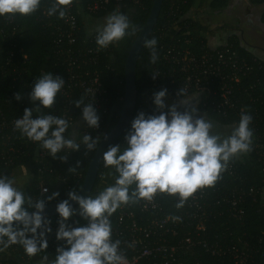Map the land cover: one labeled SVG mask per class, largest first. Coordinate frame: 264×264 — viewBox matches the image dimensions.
Segmentation results:
<instances>
[{
	"label": "clouds",
	"instance_id": "clouds-1",
	"mask_svg": "<svg viewBox=\"0 0 264 264\" xmlns=\"http://www.w3.org/2000/svg\"><path fill=\"white\" fill-rule=\"evenodd\" d=\"M42 0H0V17L6 14L30 15L40 8ZM73 0H51L47 15L63 19ZM95 43L98 48H107L123 40L134 28L129 18L118 11L104 17L96 29ZM150 49V62L157 61L155 37L143 42ZM158 72H153L155 79ZM65 80L52 72L43 73L34 82L28 93L29 101L41 108L51 109ZM168 90L161 88L152 93L151 113L138 111L129 122L121 143L110 144L102 152L105 168H111L114 182L95 196H80L75 191L67 192V199L55 205L58 216L54 233L63 243L55 249V258L50 264H122L120 240L112 239L110 217L123 204L141 199L151 201L157 193L176 195V207H182L197 189L211 187L220 178L233 158L251 151L253 131L249 127L252 116L241 113L230 134L214 132L218 127L206 119L197 107V93L185 88L175 92V102L166 103ZM23 93L16 91L12 99L20 101ZM92 101V100H91ZM83 97L73 102L80 109V118L89 128L99 127V115L93 103ZM182 109V110H181ZM14 127L23 136L38 143L41 150L53 159L66 161L70 151L81 144L88 151L97 149L98 140L83 134L80 143L66 137L70 121L41 113L33 117V108L25 107L22 116L14 121ZM61 153H65L61 155ZM69 166L75 172L79 166ZM27 176L29 170L21 166ZM42 192H48L46 187ZM59 196L52 192L43 199L27 195L13 178L0 174V252L11 245H19L28 257L46 252L47 235L52 233L51 220L44 214L46 203ZM75 201L74 208L69 201ZM32 209V211H29ZM79 215L81 220L69 219ZM48 256L41 258V264Z\"/></svg>",
	"mask_w": 264,
	"mask_h": 264
},
{
	"label": "trees",
	"instance_id": "trees-1",
	"mask_svg": "<svg viewBox=\"0 0 264 264\" xmlns=\"http://www.w3.org/2000/svg\"><path fill=\"white\" fill-rule=\"evenodd\" d=\"M194 1L162 0L157 20L147 37V39L156 38L158 58L155 64L151 63L150 49L144 47L143 44L136 63V104L132 118L138 111H144L145 113L153 111L154 106L151 102L153 92L161 88L168 90L167 95L173 96L175 92L176 82L171 84L167 80L168 77L164 78L160 75L157 79V84H154L155 79L152 78L153 72L163 73L168 69V66L161 58L163 51L171 46L180 48L189 47L195 52H199L201 48L211 50L213 47L207 45V36H213L219 29H226L204 21L202 11L206 10L208 13L221 12L229 6L230 0H210L209 4L201 12L192 15ZM247 1L252 5H262L260 21L264 24V0ZM152 3L153 0H143L141 6L135 7L130 19L134 31H130L120 42L109 45V57L106 59L109 69L105 70L102 75L104 78L103 86L111 97L110 102L107 104L109 108L107 112L98 113V128H89L85 125V128L79 130L76 139L77 143L81 142L83 134H89L99 142L103 135L116 122L121 110L122 100L117 99L115 92L123 96V68L125 59L133 39L150 12ZM76 6H73L74 11L77 10ZM113 12L111 9L110 13ZM120 13L126 15L125 10ZM5 16L0 17V108L7 116H18L22 115L25 107L33 108L36 105L29 101L28 93L31 91L33 82L40 76V71L42 69L49 70L50 62L46 58L51 54L52 50L51 34L45 25V17L39 15V9L30 15H11L9 16L10 21L5 20ZM102 16L103 14L100 13L91 17L97 21ZM78 18L80 21L82 20L79 13ZM80 35H84L82 30L80 31ZM218 47L230 48L241 56H245L248 61L252 58L260 60L250 50L242 46L240 40L234 34L228 37L223 44L217 45L215 48ZM6 51L12 53V61L10 62H7ZM21 54L26 55L24 63L21 62ZM251 65L252 68L248 75L242 78L237 88L245 111L253 118L249 125L253 131L251 151L230 160L215 184L211 187H205L208 195L211 197L221 195L226 191H234L237 194L241 193L242 200L240 206L242 208V215L239 219L229 216L228 211L222 215H217L207 222L205 231L201 232L200 235L202 234L201 237L210 242L222 239L228 242H237V239L241 238L254 248L253 258L255 261L258 264H264V170L259 160L258 148L255 147L258 141L264 144V61L260 60V67L256 63H253V61ZM16 91L23 93L20 101L12 99ZM200 108L210 119L221 126H233L239 120V115L233 112L228 115L211 112L206 109L207 107L202 102H200ZM43 110L51 112L53 108H43ZM125 131L110 144L121 143L123 148L125 146L123 144ZM93 153L94 151L86 150L84 145L81 144L78 150L70 151L67 154L66 161H61L59 157L55 159L45 157L42 163L52 166L54 168V175L48 172L42 173L44 180L47 181L50 187L48 194H45L43 197L50 195L54 191H58L59 196L49 201L53 202L67 198V192L70 190L76 192L82 183L87 165ZM63 154L61 153V155ZM77 161L80 163L75 172L68 171L69 166H75ZM21 165L29 167L31 176L28 185L23 191L35 199L38 195L36 177L40 160H30L29 157H24L20 161L15 162L13 166L4 169L0 174L12 177L13 169ZM111 171V168L104 167L101 160L97 178L88 195L95 196L110 185L108 181L114 182L112 175L109 174ZM78 173L81 175L77 176ZM56 174L66 179L65 185L57 184V180L55 179ZM66 185H69V188ZM154 197L158 201L160 212L163 215L168 214L178 218L179 223H181L177 225L178 232L185 233L186 231H190L192 233L193 224L187 223V225L184 220L191 212V209L185 203L182 207L177 208L175 206L178 200L176 195L157 193ZM73 207L77 208L78 206L75 205ZM214 209L216 207L212 206L211 210L213 211ZM113 216L114 213L110 218H113ZM51 218L53 216L49 217V219ZM72 218L83 222L78 214ZM24 254L21 246L11 245L0 252V264H38L33 261V257L30 258ZM41 254L47 255L50 259L49 262L56 255L54 250L37 255ZM194 262H198L199 264H229L227 259L210 255L199 245L190 247L188 252V264Z\"/></svg>",
	"mask_w": 264,
	"mask_h": 264
},
{
	"label": "built area",
	"instance_id": "built-area-1",
	"mask_svg": "<svg viewBox=\"0 0 264 264\" xmlns=\"http://www.w3.org/2000/svg\"><path fill=\"white\" fill-rule=\"evenodd\" d=\"M142 1L73 0V3L67 7L65 17L61 19L56 15L48 16L47 8L50 7L51 0H42L39 15L45 17V25L51 34L52 50L46 58L50 62L49 70L42 69L40 75L52 72L65 80L51 113L70 121L69 130L65 133L66 137L74 141L77 139L70 131L77 118H80V109L73 104L75 100L82 97L85 102L92 100L91 103L99 113L107 112L109 108L107 104L111 99L103 86L102 76L105 70L109 69L106 63L109 46L100 49L96 45V28L89 23L95 19L91 16L100 13L107 16L111 14V9L118 12L125 10L127 16L130 10L134 11L135 7L141 6ZM74 5H77L76 11ZM77 12L83 23L78 18ZM6 16L4 19L10 21L9 15ZM81 30L83 36L80 35ZM11 55L12 53L8 51L7 62L12 61ZM161 58L168 69L156 76L154 84H157L160 75L164 78L168 77L167 80L171 84L176 82L175 92L178 88H185L189 93H197L200 95V102L211 112L220 115L233 112L239 116L246 112L237 88L242 78L251 70L252 61L260 67V60L252 58L248 61L245 56L226 47L211 50L201 48L199 52H195L189 47L171 46L162 52ZM25 60L26 55L21 54V62L24 63ZM115 95L118 100H123V96L118 95V92H115ZM37 107L38 105L33 107L34 118L46 113L43 108L37 112ZM21 116H7L0 108V172L24 157L40 160L36 177L37 197L43 199V196L50 191V187L42 173L48 172L54 175V168L42 163L45 157L50 156L40 149L39 144L30 141L15 129L14 121ZM82 128H85L84 123ZM255 147L258 148L259 160L264 170V144L258 141ZM55 179L57 184H66V179L58 174ZM66 186L69 188V185ZM42 187H46L48 192H42ZM241 200V193L237 194L234 191H226L211 197L205 187L197 189L185 201L191 212L184 220L185 224H193L192 233L178 232L177 225L181 224L178 218L168 214L163 215L155 197L151 201L141 199L135 203L121 205L110 221L112 239H119L121 242L119 250L123 256L122 264H188V252L190 247L195 245H199L210 255L227 259L229 264H258L253 258L254 248L247 241L239 238L237 242H228L225 239L210 242L201 237L202 234L200 235L205 231L206 224L211 218L224 212L228 211L229 216L239 219L242 215ZM48 203L50 202L46 204ZM212 206L216 207L213 211ZM57 219V215L50 219V227L53 231L47 235L46 251H55L56 247L63 243L57 241L54 236ZM72 220L76 219L70 218L68 222L71 223Z\"/></svg>",
	"mask_w": 264,
	"mask_h": 264
},
{
	"label": "water",
	"instance_id": "water-1",
	"mask_svg": "<svg viewBox=\"0 0 264 264\" xmlns=\"http://www.w3.org/2000/svg\"><path fill=\"white\" fill-rule=\"evenodd\" d=\"M161 4H162V0H153L148 16L144 21L143 25L141 26V28L139 29L138 33L136 34L135 38L133 39L131 46L128 50L123 68L124 92H123L121 110L116 122L106 132V134L103 135V137L99 140L97 149L94 151L87 165L82 183L76 191V193L82 197L90 193L95 183V180L98 175L100 163L102 160L101 159L102 152L115 138H117L126 130V128L129 125V122L132 119L136 104L135 71H136L137 58L143 46V42L147 39L148 35L150 34L157 20V17L160 12ZM59 201L60 200L46 204L44 214L48 218L57 215L55 212V205ZM69 203L72 206L76 205L75 201L70 200Z\"/></svg>",
	"mask_w": 264,
	"mask_h": 264
},
{
	"label": "rangeland",
	"instance_id": "rangeland-1",
	"mask_svg": "<svg viewBox=\"0 0 264 264\" xmlns=\"http://www.w3.org/2000/svg\"><path fill=\"white\" fill-rule=\"evenodd\" d=\"M201 0H197V3ZM200 7H195L196 13L201 12L202 9H204V6L202 5V2L199 5ZM258 7L253 6L252 4L245 5L240 0H230V4L227 8L223 9L221 12L217 13H210L211 15L207 16L208 14H205V11L202 13L205 17H203V20L208 21L209 23L214 24V26H218L219 28H226V29H233L237 37H239L241 44L245 46L247 49L251 50H258L260 47H264V25L261 24L258 20V14H259ZM133 11L130 10L127 13V17L129 20L131 19ZM106 16H103L100 20L103 22V19ZM96 28V27H95ZM166 103H170L169 101H166ZM78 120L74 123V125L71 127L70 131L71 134L75 137L78 136L79 130L83 126V122L81 118H77ZM215 123V122H214ZM216 124V123H215ZM218 127L214 128L213 131L221 132L224 135L230 134L231 127L232 126H221L216 124ZM21 170L18 168V171ZM21 173V171H19ZM18 174V173H17ZM19 176V174H18ZM13 177V176H12ZM11 177V178H12ZM19 177L15 181L17 186L24 190L29 182H27L26 178ZM109 184H112V181H108ZM44 256V255H43ZM42 255H36L33 256V261L35 263L41 264V258ZM49 257L48 262H45V264H49Z\"/></svg>",
	"mask_w": 264,
	"mask_h": 264
},
{
	"label": "crops",
	"instance_id": "crops-1",
	"mask_svg": "<svg viewBox=\"0 0 264 264\" xmlns=\"http://www.w3.org/2000/svg\"><path fill=\"white\" fill-rule=\"evenodd\" d=\"M209 1L210 0H201L200 2H198L197 3V0H195L194 1V5L192 6V12H191V14L193 15V14H195L196 13V9H195V7L197 8V7H200L199 5H200V3L202 2V5L204 6V7H206L208 4H209ZM240 1H242L245 5H248L249 3H248V1L247 0H240ZM253 6H255V7H258V8H260L259 9V14H258V20H259V22L261 23V24H263L261 21H260V12H261V9H262V5H253ZM206 11V10H205ZM214 13V12H213ZM217 13H219V12H217ZM205 14H208L207 16H209V15H211L210 13H208V11H206L205 12ZM203 17H205L204 15L202 16V18ZM210 17V16H209ZM102 18V17H101ZM205 21V20H204ZM95 22H97L96 20H91V22H89L90 23V26H94L95 25ZM207 23H209L208 21H206ZM210 24H212V23H210ZM214 25V24H213ZM264 25V24H263ZM235 35V36H237L236 34H235V32L233 31V29L231 30V29H219L213 36H207V45H209L210 47H213V48H215V47H217V45H221V44H223L225 41H226V39L228 38V37H230L231 35ZM238 39H239V37H238ZM240 40V39H239ZM240 43H241V41H240ZM242 45V44H241ZM243 46V45H242ZM245 47V46H244ZM248 50H250L251 52H252V54L254 55V56H256L258 59H260V60H263L264 61V47H260V49H258V50H256V51H254V50H251L250 48L248 49ZM166 101H169L170 103H173V102H175V99H176V97H174V96H171V95H167L166 96ZM197 99H198V101H199V103H198V105H197V107H198V109H199V112H201V114H203L204 116H205V118L206 119H209V120H212V119H210V117H208V115L204 112V111H202L201 110V108H200V95H198V97H197ZM182 110V109H181ZM213 121V120H212ZM214 122V121H213ZM22 166V165H21ZM21 166H18V167H16V168H14L13 169V171H12V178L14 179V181H16L17 180V178H19V177H22V178H26L27 179V182H29L30 181V173H28V175L27 176H25L22 172L21 173H19V171H21V170H19L18 171V168H20L21 169ZM25 167H27L28 168V170H29V167L28 166H26L25 165ZM19 174V176H18V174ZM21 178V179H22ZM23 180V179H22ZM16 184H18V183H16Z\"/></svg>",
	"mask_w": 264,
	"mask_h": 264
},
{
	"label": "flooded vegetation",
	"instance_id": "flooded-vegetation-1",
	"mask_svg": "<svg viewBox=\"0 0 264 264\" xmlns=\"http://www.w3.org/2000/svg\"><path fill=\"white\" fill-rule=\"evenodd\" d=\"M99 24H102V21L99 19V20H97V22H95V27H97Z\"/></svg>",
	"mask_w": 264,
	"mask_h": 264
}]
</instances>
